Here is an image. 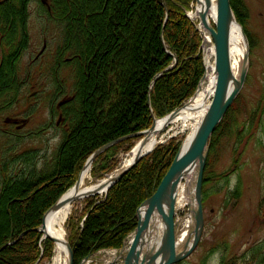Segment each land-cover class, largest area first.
Instances as JSON below:
<instances>
[{
    "label": "trees",
    "instance_id": "16d2710c",
    "mask_svg": "<svg viewBox=\"0 0 264 264\" xmlns=\"http://www.w3.org/2000/svg\"><path fill=\"white\" fill-rule=\"evenodd\" d=\"M47 1L46 7L41 0H0V114L14 106L27 84L21 78L20 63L31 42V4L37 3L46 18L62 27L55 70L68 65L74 69L73 95L60 111L61 125L67 123L68 128L53 162L45 163L40 170L35 165L30 168V156L36 151L13 152L12 148L2 161L0 264L51 262L55 244L43 239L38 229L46 212L76 184L90 156L113 140L131 136L92 164L94 179L114 172L118 155L135 146L138 138L132 136L148 130L155 118L180 109L194 96L206 72L203 38L197 24L187 16L196 0ZM231 6L241 23V8L235 0H231ZM241 6L245 8L243 2ZM66 54L70 55L68 61ZM57 94H61V88ZM235 103L210 140L204 200L217 143L224 136L229 140L243 138L245 126L240 132L233 115ZM180 146L177 137L158 145L106 195L86 198L82 210L72 212L67 229L75 264L101 250L124 246L137 228L139 207L157 191ZM223 254L220 264L244 259L227 261Z\"/></svg>",
    "mask_w": 264,
    "mask_h": 264
},
{
    "label": "rangeland",
    "instance_id": "374dc122",
    "mask_svg": "<svg viewBox=\"0 0 264 264\" xmlns=\"http://www.w3.org/2000/svg\"><path fill=\"white\" fill-rule=\"evenodd\" d=\"M235 2L241 8L240 24L248 41L249 67L245 84L235 100L233 115L238 119L239 131H243L242 126L245 130L240 140L236 137L229 140L224 136L215 147L210 159L209 179L205 184V200L203 197L204 231L197 248L185 260L186 264H220L223 252L227 261L234 257L247 259L249 250L264 244V123H261L264 111V0ZM41 3L48 6L47 0H41ZM40 9L37 3L29 7L31 42L20 63V75L27 84L14 106L0 114V174L2 161L7 159L11 148L13 152L36 151L30 156V168L35 165L40 170L45 163H52L62 134L68 128L67 123L61 125L59 115L62 112L56 108L59 102L73 95L74 69L68 65L55 70V55L63 40L62 27L46 18ZM192 12L194 8L188 11L189 14ZM193 21L197 22L198 18ZM204 40L203 53L211 46L208 39L204 37ZM42 50V56L37 58ZM64 58H70V55L66 54ZM58 88H61V94H57ZM190 132V127L183 130L173 125L158 145L177 137L182 146ZM141 139L138 138L136 144ZM131 151L120 153L119 165L104 178L94 179L90 172L86 184L114 175ZM23 167L28 168L27 165ZM196 177L197 171L183 179L184 196L188 194L191 198ZM186 202L188 199L185 204L177 202L176 207L180 251L194 230L191 200ZM82 203H76L74 213L82 210ZM66 230L68 234L67 226ZM117 253L115 250L100 251L81 264H108L119 255ZM244 260L238 263L242 264ZM250 262L258 264V259L251 258ZM52 263L53 259L48 264Z\"/></svg>",
    "mask_w": 264,
    "mask_h": 264
},
{
    "label": "water",
    "instance_id": "95a60500",
    "mask_svg": "<svg viewBox=\"0 0 264 264\" xmlns=\"http://www.w3.org/2000/svg\"><path fill=\"white\" fill-rule=\"evenodd\" d=\"M216 2L217 15L213 23H210L208 19V5H210V0H206L207 7L198 12L200 26L210 33L215 46V74L217 81L212 104L190 145L183 151L182 144L157 191L139 207L137 211L138 225L133 239V249L131 250L130 247L129 253L125 258V264H178L191 256L202 239L205 222L203 185L210 140L217 126L224 119L226 113L239 96L245 84L249 67V54L247 53L244 57L245 64L240 74L239 81L236 82L235 87H231L230 83L234 80V76L230 57V28L232 21H235L236 17L231 6V0H217ZM175 61H177L176 58ZM174 66L175 65L166 69L164 73L171 70ZM204 78L205 75L197 91L200 89ZM193 97L190 100H192ZM179 110L170 113L164 118L172 119ZM157 120L160 119L155 118L152 126L148 130L137 133L132 137L142 138L141 140L145 142V136L154 129ZM129 137L131 136L113 140L97 149L86 162L82 172L88 167L91 169L93 162L100 155ZM154 149L155 148H152L145 153L140 152L130 165L111 177L107 183V191L105 194H107L108 190L119 182L141 159L153 152ZM195 164H197V177L190 203V209L194 220V230L192 235L186 240L183 249L180 251L177 243V221L175 218L176 203L181 183L185 176L193 171ZM82 172L74 187L69 191L79 187ZM101 188L102 185H97L88 189L86 193L74 197H66L69 191L66 192L60 200L46 212L43 217L42 225L38 231L43 234L44 238L56 243L57 239L55 237L44 233V221L47 214L67 202L76 201L78 198L94 196L96 193L100 192ZM154 214L157 215L163 224V234L157 246L148 247L149 235L154 224L152 221ZM67 250L68 264H75L74 252L69 242H67ZM87 260L88 258L83 262Z\"/></svg>",
    "mask_w": 264,
    "mask_h": 264
},
{
    "label": "bare ground",
    "instance_id": "6f19581e",
    "mask_svg": "<svg viewBox=\"0 0 264 264\" xmlns=\"http://www.w3.org/2000/svg\"><path fill=\"white\" fill-rule=\"evenodd\" d=\"M217 0H210V5H208V19L210 23H213L216 20L217 15ZM206 0H196V5L194 12L190 13V17L195 20L198 18V12L206 8ZM202 30L206 39L211 43L210 36L208 33L199 26ZM213 42L208 48L206 56V73L204 81L201 84L200 89L197 91L196 95L192 100L188 101L179 112L172 118H161L155 122V127L152 131L148 132L145 136L146 140H140L135 147L132 149L130 154L122 163L120 170L124 169L130 165L133 160L139 155L140 152L145 153L152 148H155L160 142L165 138L166 131L173 125L180 126L181 129L187 127L191 128V132L183 142L184 151L193 140L194 136L197 133L200 125L203 123L209 108L212 104L213 97L216 90V81L217 77L215 74V49ZM249 52L248 41L245 37L242 25L237 21H232L230 28V57H231V67L234 76V80L231 81L230 86L235 87L236 82L239 81L240 74L244 68V57ZM197 171V164L194 165L193 171L189 173L186 177H190L193 173ZM117 173V172H116ZM115 173V174H116ZM114 174V175H115ZM98 181L97 183L87 185L86 182L90 177V167L86 168L80 178L79 187L68 192L66 197H74L76 195H81L86 193V191L97 185H102V188L99 193L96 195L103 196L107 191V183L111 177ZM194 189V188H193ZM183 187H180L178 202L180 204H185V201L189 203L192 200L193 190L191 192V198L187 194L184 196ZM95 196V195H94ZM86 198H78L76 201L67 202L60 206L59 208L49 212L44 221V233L50 235L57 239L55 243V253L52 264H68V234L66 230L67 222L75 208L77 202L83 201ZM190 199V200H189ZM153 229L149 235V244L148 247L157 246L163 234V224L161 220L154 214L153 218ZM133 240L131 242V250L133 249ZM178 245L180 242L178 241Z\"/></svg>",
    "mask_w": 264,
    "mask_h": 264
},
{
    "label": "flooded vegetation",
    "instance_id": "af4514ba",
    "mask_svg": "<svg viewBox=\"0 0 264 264\" xmlns=\"http://www.w3.org/2000/svg\"><path fill=\"white\" fill-rule=\"evenodd\" d=\"M45 45L46 44H44V48H45ZM42 53H43V50L39 53L37 58H40L42 56ZM69 59L70 58H66L65 61H68ZM70 99H65L62 102H59L58 106L56 108L57 109L56 111L60 112L62 110V107L64 105H66L70 101ZM53 114H54V112H53ZM59 118H60V121H62L63 116L60 114ZM246 256H247V259H245V257H244L245 260L243 259L245 264H251V262H250L251 258L252 259L253 258L258 259V264H264V244H262V245L258 244L257 247H255L254 249L252 248L251 250H249L248 253L246 254Z\"/></svg>",
    "mask_w": 264,
    "mask_h": 264
},
{
    "label": "built area",
    "instance_id": "2783aa9c",
    "mask_svg": "<svg viewBox=\"0 0 264 264\" xmlns=\"http://www.w3.org/2000/svg\"><path fill=\"white\" fill-rule=\"evenodd\" d=\"M204 42H205V40L203 41V43H204ZM202 47H204L203 44H202ZM202 52H203V49H202ZM207 52H208V49H207L206 51H204V53H203L205 62H206Z\"/></svg>",
    "mask_w": 264,
    "mask_h": 264
}]
</instances>
